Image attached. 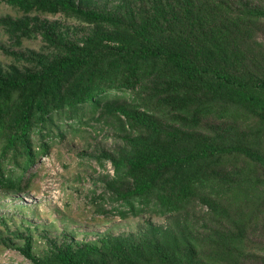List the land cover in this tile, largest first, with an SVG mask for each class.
<instances>
[{
  "label": "rangeland",
  "instance_id": "rangeland-1",
  "mask_svg": "<svg viewBox=\"0 0 264 264\" xmlns=\"http://www.w3.org/2000/svg\"><path fill=\"white\" fill-rule=\"evenodd\" d=\"M20 1L29 7L63 1L72 12L27 14L19 8ZM209 1L0 0V81L40 75L46 65L72 58L83 63L68 89L97 84L102 78L116 85L130 76L141 78L128 96L102 103L90 115L89 125L64 128L66 136L55 141L49 155L38 158L21 188L0 190V264H64L65 255L76 256L77 264H133L135 252L142 253V264L158 260L162 252L172 254L187 235L204 238L224 231L219 219L240 209L236 201L246 197V179L253 181L250 198L257 206L251 239L264 247V166L254 167L236 155L208 165L206 176L228 177L239 184L228 192H213L196 183L192 186L196 197L183 194L187 186L181 181L182 168L133 167L159 148L192 149L205 138L215 140L217 147L230 145L236 132L227 128V120L211 116H200L194 128L193 113L198 111L192 102L189 111L164 109L170 95L159 85L167 78L155 71L157 63L137 52L144 32L208 69L231 71L245 83L264 80V18L248 14L264 12V0ZM213 2L220 12L206 8ZM191 9L198 14L196 20L188 19ZM93 14L109 20L92 23L87 16ZM117 39L133 41L118 45ZM175 88L173 97L179 102L186 93L180 85ZM236 122L246 131L264 133V124L252 116L232 124ZM32 141L39 142L38 134ZM256 144L264 153V141ZM156 172H162L160 182L172 195L189 200L188 216L102 215L121 203L120 194L133 190L145 177L154 178L150 175ZM259 254L264 257V251Z\"/></svg>",
  "mask_w": 264,
  "mask_h": 264
},
{
  "label": "trees",
  "instance_id": "trees-1",
  "mask_svg": "<svg viewBox=\"0 0 264 264\" xmlns=\"http://www.w3.org/2000/svg\"><path fill=\"white\" fill-rule=\"evenodd\" d=\"M18 6L27 14L56 15L61 10L72 12L69 4L63 1L40 2L38 6L31 7L20 1ZM206 8L220 12L219 4L215 2L209 3ZM248 14L256 19L264 18L262 11ZM197 16L196 10L188 11L189 20H196ZM87 17L92 23H105L109 20L97 14ZM228 20L236 21L232 23L237 24V20ZM143 28L149 30L144 24ZM147 35L144 32L139 37L138 43L142 47L137 52L144 60L157 63L159 69L155 71L167 78L166 83L159 85L170 95L163 105L164 109L171 111L168 108L179 107L189 111L188 105L192 102L197 105L198 111L197 115L193 113L194 128L199 125L200 116H211L227 120V128L236 132L230 145L217 147L215 140L205 138L192 149L159 148L155 153L137 161L133 167L143 171L149 166L161 164L164 170L184 169L181 181L185 182L187 188L183 194H189L190 197H196L192 188L196 183L203 189L210 187L213 192L232 190L239 184L238 181L228 177L206 176L204 169L211 164L219 165L235 155L247 159L254 167L259 164L264 166V153L256 144L257 140L264 141V133L260 130L246 131L238 122L232 124L251 116L253 120L264 124V80L245 83L231 71L208 69L191 61L181 52L166 49L153 34L150 33L149 37ZM116 41L118 45H123L132 44L133 40ZM82 63L75 58L62 60L46 65L40 75H31L22 80L0 81V190L21 188L26 174L38 158L49 155L55 141L66 136L64 128L71 130L76 124L89 125L90 115L94 116L102 103L128 96L141 82L139 75L127 77L118 85L112 79L102 78L97 84L76 85L68 89L66 85L80 70ZM177 85L186 93L179 102H175L173 97ZM34 134L39 137L37 144L32 141ZM16 173H20V176L14 177ZM150 176L154 178L145 177L137 182L133 190L120 194L118 200L121 203L110 212H102V215L120 219L140 217L151 212L161 217L188 216L189 200L177 198L167 186L161 184L162 172ZM245 182L249 185L243 190L246 197L236 201L240 209L233 216L225 214L222 215L224 219H219L224 231L204 238L194 233L187 235L174 247L172 254L161 253L158 249V254L161 253L159 259H147L144 264H264V257L259 254L264 251V247H259V242L251 239L254 230L252 223L257 213L255 201L251 199L255 189L251 186V179ZM216 215L221 216L220 213ZM131 254L135 256V260H131L133 264H142L141 252ZM61 261L64 264H77V257L65 255Z\"/></svg>",
  "mask_w": 264,
  "mask_h": 264
},
{
  "label": "built area",
  "instance_id": "built-area-1",
  "mask_svg": "<svg viewBox=\"0 0 264 264\" xmlns=\"http://www.w3.org/2000/svg\"><path fill=\"white\" fill-rule=\"evenodd\" d=\"M26 201H28V199H26Z\"/></svg>",
  "mask_w": 264,
  "mask_h": 264
}]
</instances>
